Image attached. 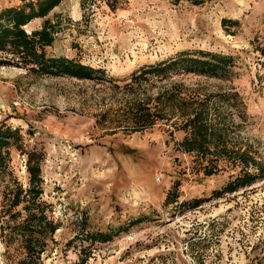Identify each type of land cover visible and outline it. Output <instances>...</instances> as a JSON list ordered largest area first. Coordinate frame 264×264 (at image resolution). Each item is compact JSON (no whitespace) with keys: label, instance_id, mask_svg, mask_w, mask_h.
Listing matches in <instances>:
<instances>
[{"label":"rangeland","instance_id":"rangeland-1","mask_svg":"<svg viewBox=\"0 0 264 264\" xmlns=\"http://www.w3.org/2000/svg\"><path fill=\"white\" fill-rule=\"evenodd\" d=\"M22 1L0 0V7ZM201 2L120 0L110 10L100 1L88 9L81 0H63L46 17L58 30L46 52L102 68L117 80L182 51L231 55L228 80L182 76L170 82L191 94L236 91L249 120L241 137L264 159V56L258 50L264 0ZM44 20L25 29H39ZM147 84L141 98L169 85ZM125 100L109 83L0 67V123L18 128L24 146L43 154V198L61 223L58 248L44 264H264V178L216 198L213 193L236 172L195 174L193 159L176 150L183 133L174 130V119L133 132L120 123ZM10 159L13 176L25 187L24 154L11 149ZM175 183L179 197L167 204ZM196 199L201 202L192 207ZM82 216L87 231H109L112 239L93 245L87 256L73 247L59 251L81 231ZM198 238L206 248L191 245Z\"/></svg>","mask_w":264,"mask_h":264},{"label":"trees","instance_id":"trees-1","mask_svg":"<svg viewBox=\"0 0 264 264\" xmlns=\"http://www.w3.org/2000/svg\"><path fill=\"white\" fill-rule=\"evenodd\" d=\"M63 0H23L20 5L0 7V67H16L37 75L69 77L77 80L109 83L126 100L120 109L121 124L133 132L154 126L158 121L171 122L175 131L183 133L175 143L176 150L193 159L191 171H201L210 176L228 168L236 174L213 196L233 194L264 178V159L244 141L241 131L249 122L243 98L236 91L185 93L183 85L170 82L182 76L228 80L233 73L234 57L203 50L182 51L163 60L145 64L122 80L108 77L104 69L94 68L75 58L63 55L49 56L58 32L56 23L46 18ZM103 2L110 10L119 7L120 0H81L83 8L90 9L95 2ZM182 1L193 5L202 0ZM39 29H25L35 19H44ZM264 56V43L258 48ZM153 81L169 83L148 99L143 87ZM119 114V113H118ZM15 149L25 156L28 182L25 187L13 176L10 151ZM43 154L27 149L18 128L0 123V253L3 264H44L54 249L58 248L55 233L61 227L51 215V204L43 198L41 162ZM178 183L168 192L166 203H176ZM201 200H194L192 207ZM184 204L181 203L179 205ZM129 222L125 227L138 223ZM85 216L80 218V232L60 243L59 251L70 247L82 255L91 253L96 243H106L112 232L87 231ZM201 239L191 243L201 246ZM78 241V243H75ZM192 247V246H191ZM193 251L198 253L197 248ZM87 256V255H86Z\"/></svg>","mask_w":264,"mask_h":264},{"label":"crops","instance_id":"crops-1","mask_svg":"<svg viewBox=\"0 0 264 264\" xmlns=\"http://www.w3.org/2000/svg\"><path fill=\"white\" fill-rule=\"evenodd\" d=\"M5 6H9V5H5Z\"/></svg>","mask_w":264,"mask_h":264},{"label":"bare ground","instance_id":"bare-ground-1","mask_svg":"<svg viewBox=\"0 0 264 264\" xmlns=\"http://www.w3.org/2000/svg\"><path fill=\"white\" fill-rule=\"evenodd\" d=\"M26 27V26H25Z\"/></svg>","mask_w":264,"mask_h":264}]
</instances>
